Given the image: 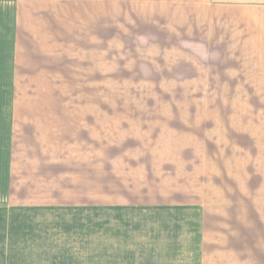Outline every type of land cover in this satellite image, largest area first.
Instances as JSON below:
<instances>
[{"label":"rangeland","instance_id":"1","mask_svg":"<svg viewBox=\"0 0 264 264\" xmlns=\"http://www.w3.org/2000/svg\"><path fill=\"white\" fill-rule=\"evenodd\" d=\"M0 9V202L68 205L35 213L18 264H108L107 204L159 203L205 225L206 264H264V64L212 61L211 25L232 15L199 0Z\"/></svg>","mask_w":264,"mask_h":264},{"label":"crops","instance_id":"2","mask_svg":"<svg viewBox=\"0 0 264 264\" xmlns=\"http://www.w3.org/2000/svg\"><path fill=\"white\" fill-rule=\"evenodd\" d=\"M199 1L200 8L205 14L212 17L218 15V19L227 14L233 16L232 22L227 24L215 22L211 25L212 40L218 39L219 49L224 51L219 56L214 55L213 62L264 64V0ZM1 12L0 9V14ZM9 22L10 20L5 19L6 26ZM5 23L4 20L0 21V32L1 26ZM7 27L9 29V26ZM223 31H226L225 35ZM227 31L234 33L229 36ZM228 38H233L231 40L234 42H230ZM30 53L33 54L34 51ZM40 64H43V61L37 60V65ZM5 69L9 71L10 68ZM3 70L4 65L0 61V72L3 73ZM74 205L88 207L85 204ZM67 206L66 203L57 200L53 202L44 200L39 203L34 200L8 199L0 202V264L19 263L18 237L20 233L27 235L26 231L33 230L36 212L50 210L52 207L66 209ZM107 206L108 264H206L205 255L208 250L206 251L203 245L206 244L205 225L195 220V216L186 215L184 212L171 214L166 210L167 207H171L170 203L154 204V207L159 208H156L153 214L129 209L131 207L129 204ZM139 206L143 205L136 207ZM174 206L177 207L179 204ZM29 220H32L30 227ZM25 223L27 225L23 226ZM13 247L15 250H12Z\"/></svg>","mask_w":264,"mask_h":264}]
</instances>
